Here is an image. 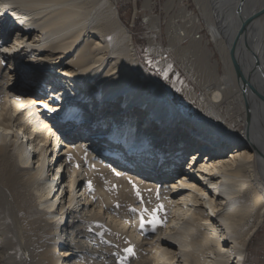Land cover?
Masks as SVG:
<instances>
[{"label": "bare ground", "instance_id": "bare-ground-1", "mask_svg": "<svg viewBox=\"0 0 264 264\" xmlns=\"http://www.w3.org/2000/svg\"><path fill=\"white\" fill-rule=\"evenodd\" d=\"M213 3L204 12L222 72L207 45L181 48L200 86L190 118L142 65L112 0H0V262L243 264L264 213V0ZM115 100L108 117L95 113ZM134 106L138 120L122 113ZM155 153L137 196L128 171Z\"/></svg>", "mask_w": 264, "mask_h": 264}, {"label": "rangeland", "instance_id": "rangeland-1", "mask_svg": "<svg viewBox=\"0 0 264 264\" xmlns=\"http://www.w3.org/2000/svg\"><path fill=\"white\" fill-rule=\"evenodd\" d=\"M112 1L114 2L115 7L117 8V13H118L119 19L130 31L135 52H136L139 60L141 61L142 65L146 69V71L152 77H154L155 80H157V82H160V84L162 86L169 87L171 90H173L171 94L174 96L175 102L178 105H183L185 107V109H186L185 114L188 117H190V118L194 117L200 109V100H199L200 96H199V94H196L199 92L198 90H199L200 86L198 85V83L195 80H193V78L190 76V73L186 70L187 67L184 64L185 58L182 55L183 51L181 48L192 45L194 42H199L200 46L207 45L208 48L212 49L214 51L212 58L220 61L221 56H220V53L217 52L216 44L212 41V35L207 33L208 37L207 38L205 37L201 40L200 39L196 40V39H192V38L191 39H184L185 37H188V35L190 36L192 29H189L190 32L186 33L184 36L180 35L182 38L181 41L177 38V36H175L174 32L171 31V29H170L171 28L170 22L174 21L175 15L173 14V8L176 7L178 0H156V1L155 0H112ZM195 1L199 2V4L201 5V7L203 9L202 10L203 14H204L205 18H207L206 14L204 12L205 0H195ZM209 2L211 5V8H212V11H213V9H214L213 0H209ZM135 9H138V11L136 12V15L134 14ZM238 9H239V13L237 12ZM207 12L209 13V8H207ZM16 13H20V12H16ZM235 15H236L235 20H236V22H238L239 16H240L239 6L236 9ZM143 18H145V20ZM206 22H207V19H206ZM35 30L36 29H33L32 32ZM239 30H240V26L238 28V32H239ZM238 32H237V34H238ZM250 34L251 33L249 32V33H246V35H245V38H246L244 40L245 46L246 45L248 46L250 43L249 42L250 41ZM235 38H236V36H234L233 40L229 44V48L232 46V43L235 40ZM242 55H243V52H242ZM231 57L233 59H236V56L234 53H232ZM65 58H66V60H69L68 56ZM65 58L63 59L64 61H65ZM149 60L152 61L151 64L148 62ZM169 65H171L170 69H169ZM188 65H191V64H188ZM220 65H221L220 71L222 72V62L221 61H220ZM166 68H168L169 70ZM64 69L65 70L69 69V66H66V67L64 66ZM41 71H47V70H41ZM165 71L168 72V78L167 79H165L163 77V75H161V73H163ZM40 75H42V74L40 73ZM48 75H50V74H48L46 72L41 77H42V79L45 78V80L47 81L48 80L47 78H49ZM19 76L20 75H16V77H19ZM36 77H37L36 75H33L31 78L33 80H35ZM57 77H59V75ZM138 78L139 77H137V79ZM6 81L7 80H5L4 86L5 87L7 86L8 88H13V86L6 83ZM15 81L17 82V79H15ZM136 81H137V83H139L138 80H136ZM60 87H61V85H56L54 87V90H52V91L58 90ZM81 87H83V86H81ZM141 87H146L147 89L152 90L150 87H148L144 83H141ZM33 90H34V88L31 87V89L28 91L29 93L27 92V95L31 94ZM189 90L193 91L195 93L194 98L188 97L187 92ZM37 91H38L37 95L35 93L36 96H34L35 98L41 92L40 90H37ZM148 94H151V91H149ZM93 102H94V100H93ZM120 103L121 102H119V101L117 102L115 100L113 103V105H114L113 109H112V104L110 106H108V105H105V103H104L103 107H101L100 110L98 109L99 111L95 112V113H98L99 115H102V114L105 115V114L114 112L113 110L119 109ZM99 106H102V104ZM134 108H136V107L134 106L131 109L123 110L122 113L128 114L129 118H131L133 116V118H135V120H138V115L146 114V113H143V112H145L144 110L138 111L139 109H134ZM165 110H167V108ZM108 111H110V112H108ZM163 114H166V112H164ZM106 117H108V115H105V118ZM125 117H126V115H124V118ZM96 118H95V121L97 120ZM146 125H151V127H152V128H148L149 132H153L151 129L155 130V128L153 127V122L152 123L148 122ZM57 126L60 129H62V128L68 126V122H65L64 124H58ZM239 126H241V125H239ZM83 132H85V131L82 127L78 130L77 133H75L74 138H72L71 136L67 137L68 141H69V139H72L73 144H75V143L78 144L77 141H78V139H80V134ZM86 135L90 136V133H88V131H86ZM174 135L178 136L177 134H174ZM179 135H181V133ZM246 136H247V133H246ZM164 137L165 136H161V138H159L160 142L162 140H164ZM183 137L184 136H182V138ZM180 138L181 137H179L177 140H179ZM96 140L97 139L93 140V142L96 143ZM168 145H170L168 143V141H167V143L163 142L161 144V146H162L161 148L164 149V147H166L169 150H172L173 149V148H171L172 146H168ZM182 146L186 147L185 144ZM121 147H123V146L121 145ZM169 150H168V154H170V156L174 155L173 153H170ZM191 152L194 153V152H196V150H192ZM163 155L164 154H161V156H163ZM112 156L113 155L108 154L107 157L112 162H113V160H111V159L112 158L115 159L116 162L114 161V163L116 165H118V164L122 165V164L126 163L124 161H121V160L114 158L115 155L113 157ZM108 158H106V160ZM148 158H149V160H143L142 162H140L141 164L142 163L145 164V166L140 167L142 169V172H138L137 170H135V171L129 170L128 171L129 177L127 178V181H128L127 186L137 196H140V192H139L140 188L137 187L136 182L134 181L135 175L141 173L142 175L148 174L150 176V175L156 173L158 163H156L154 165L152 162L153 160L156 159V153L152 154V156H150ZM142 159H144V158H142ZM136 163L131 165V166L135 165V167L137 166V168H138L139 164L137 165ZM185 164H186V162L184 161L182 164V170H184L186 168ZM54 165H55L54 161H52L50 164V168H53ZM135 167H133V168H135ZM258 173H259V178L264 183V170L258 169ZM160 174H165V173L161 172ZM171 182H172V180L168 181L169 184ZM121 189H123V185L117 184L115 189H114V192H118ZM122 206H123V204H122ZM263 227H264V213H263V216L261 218V222H260L259 226L256 228L252 237L249 239V242L246 245L245 255H244V258L242 260L243 264H255V260H253V258L260 251V246H259L260 245V236H261V233L263 231ZM0 264H3V263L0 262Z\"/></svg>", "mask_w": 264, "mask_h": 264}, {"label": "built area", "instance_id": "built-area-1", "mask_svg": "<svg viewBox=\"0 0 264 264\" xmlns=\"http://www.w3.org/2000/svg\"><path fill=\"white\" fill-rule=\"evenodd\" d=\"M202 10L203 9L198 1L178 0L176 7L173 8V14L175 17L174 21L170 22L171 31L183 35V30L192 29L190 36L185 37L184 39L192 38L201 40L205 37L207 38V33H211ZM137 11L138 9L134 10L135 15ZM143 19L145 20V18ZM259 246L260 251L253 260H255V264H264V227L260 236Z\"/></svg>", "mask_w": 264, "mask_h": 264}, {"label": "snow or ice", "instance_id": "snow-or-ice-1", "mask_svg": "<svg viewBox=\"0 0 264 264\" xmlns=\"http://www.w3.org/2000/svg\"><path fill=\"white\" fill-rule=\"evenodd\" d=\"M4 51L7 52V51H9V50H8V49H4ZM148 62H149L150 64L152 63L151 60H149ZM170 68H171V65H169V69H170ZM161 75H163V77H164L165 79L168 78V72H167V71L161 73ZM89 186H91V181H89ZM138 194H139V193H138ZM160 207H163V206L161 205ZM133 211H135V209H133ZM145 212H147V209H144L143 211H141V214H140V216H141V227H143L144 213H145ZM149 214L153 217L151 223H153V224L159 223V221L156 219V213H155V212H153V213H149ZM126 251L129 252V253H133V249H132V248H128V249H126ZM133 254H134V253H133ZM125 259H126V258H121V264H123V261H124Z\"/></svg>", "mask_w": 264, "mask_h": 264}, {"label": "water", "instance_id": "water-1", "mask_svg": "<svg viewBox=\"0 0 264 264\" xmlns=\"http://www.w3.org/2000/svg\"><path fill=\"white\" fill-rule=\"evenodd\" d=\"M242 31H243V29L240 28L238 34H240ZM237 42H238V36H237V37L235 38V40L233 41L232 46L230 47L231 50L237 46Z\"/></svg>", "mask_w": 264, "mask_h": 264}]
</instances>
